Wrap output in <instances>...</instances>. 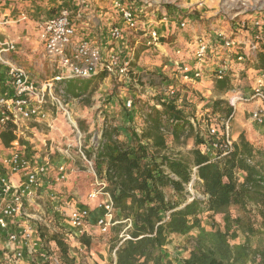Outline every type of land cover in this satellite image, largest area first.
<instances>
[{
	"label": "built area",
	"instance_id": "1",
	"mask_svg": "<svg viewBox=\"0 0 264 264\" xmlns=\"http://www.w3.org/2000/svg\"><path fill=\"white\" fill-rule=\"evenodd\" d=\"M112 4L127 28L136 29L144 22L143 42L150 50L158 52L161 48L160 24H173L177 31L173 43L169 44L171 55L162 66L166 78L157 89L158 100L152 102V105L160 108L159 101H173L177 108L182 109L184 98L191 101L192 90L203 79L208 78L213 82L225 75L231 76L233 89L220 98L232 107L229 116L225 118L215 113L218 122L204 120V126L197 124L193 118L190 120L194 127L213 137L210 143L201 144L207 150L213 151L220 146L224 154L232 149L234 140L231 137V126L239 104L256 102V107L250 111V120L264 126V0H220L216 16L224 22L225 27L218 28L200 27L183 10L181 4L157 8L150 13L139 9L134 2L127 4L113 0ZM77 6V17L90 7L87 0H78ZM3 23L6 21H0V24ZM35 33L45 56L56 69L51 78L41 82L34 80L24 66L8 56V53L16 51V43L0 41V64L6 67L8 82L5 88L9 89L0 93V134L9 126L15 136L8 146L2 143L0 137V264L46 262V247L50 244L57 250V246L53 241L45 245L40 237V229H46L49 234L61 233L53 226V219L46 216L50 212L65 227L66 232L61 234L65 241H71L70 248L71 245L84 246L80 242L81 236L91 238L94 233L105 236L113 227L119 226V240L111 250L110 262L107 263L116 264V249L123 241L131 239L128 231L133 222L132 218L118 216L107 189L104 171L99 174L95 167V156L102 144L103 127L89 131L92 132L91 137L85 144L87 132H81L76 123L71 124L76 135H79V156L92 176L87 194L89 201L77 203L67 197L65 206H62L57 193L50 192L49 198L53 204L51 209L44 208L37 200L49 191L46 190L45 179L51 172L56 171V180L66 179V162L62 160H68L71 153L65 148L64 157L55 162L54 157L51 158L54 153L51 147L50 152L43 155L36 151L29 152L30 148L40 150L41 147L24 142V131L29 121L47 125L52 122L48 104L56 103L62 107L60 99L54 95L56 84L91 78L101 72L122 75L129 81L130 74H134L133 53H121L114 44L105 47L94 38L77 39L70 11L64 7L54 15L37 19ZM121 36L120 27L112 25L104 39L115 43ZM242 71H245L247 80H251L248 89H240L235 84L239 82ZM123 105L126 110L133 109V99L126 98ZM141 117L143 125L135 127L140 139L146 125V113H142ZM97 118L92 120V126L96 121L103 120L101 111ZM161 130L166 140L172 138L169 131L164 128ZM140 143L146 145L147 142L141 139ZM167 143L163 153L172 157L174 154L170 152ZM45 144L44 140L43 146ZM147 158L150 161V157ZM163 169L165 174L174 177L166 166ZM195 171L196 167H193V177ZM54 262L59 264L56 258Z\"/></svg>",
	"mask_w": 264,
	"mask_h": 264
},
{
	"label": "trees",
	"instance_id": "2",
	"mask_svg": "<svg viewBox=\"0 0 264 264\" xmlns=\"http://www.w3.org/2000/svg\"><path fill=\"white\" fill-rule=\"evenodd\" d=\"M230 78L225 75L214 80L219 93L233 89ZM91 82L92 77L68 80L65 92L73 97L92 93ZM159 104L160 108L148 104L143 109L146 125L141 139L146 145L140 143L135 128L129 130L128 144L108 129L102 133L95 156V167L99 174L104 171L118 216L132 218L133 222L128 231L131 239L116 249V264H162L157 251L170 242L173 234L189 235V253L182 264H264V145L257 147L240 133L232 149L224 154L220 146L202 151L199 145L210 143L213 137L194 127L173 101ZM211 111L226 118L232 107L217 99ZM162 128L174 139L186 132L194 135L189 159L163 153L166 138ZM0 137L8 146L15 136L8 126ZM163 166L174 177L165 174ZM188 184L197 188L199 195L190 193ZM204 212L220 215L219 225L206 228L201 219ZM240 235L243 240L237 242ZM40 237L45 245L55 242L62 264H86L70 255V244L63 234H49L41 228ZM118 240L117 236L112 239L111 249ZM80 242L89 250V237L81 236Z\"/></svg>",
	"mask_w": 264,
	"mask_h": 264
},
{
	"label": "rangeland",
	"instance_id": "3",
	"mask_svg": "<svg viewBox=\"0 0 264 264\" xmlns=\"http://www.w3.org/2000/svg\"><path fill=\"white\" fill-rule=\"evenodd\" d=\"M174 3L182 4L183 1L176 0ZM152 7V5H149L148 9H151ZM163 7L167 8L165 5H162L154 7L151 10ZM142 10L144 11L145 8ZM116 13L118 14V12ZM142 19H145V17ZM128 32L133 33V35L129 34L127 36L128 39L126 44L128 48H135V54L132 52V65H137L140 53L143 50L148 49V47L144 44L143 37L139 38V35L143 33L141 30H137V33L135 34L133 30H128ZM174 34L177 35V31H175ZM175 35H170L168 37L161 36L160 41L169 42V44H171L175 39ZM17 41L19 43L21 40L18 39ZM99 41L102 42L101 39L98 38V42ZM111 44L117 45L119 44V41ZM22 49L26 50L24 47ZM27 51L29 50L27 49ZM148 51L149 54L145 53L146 55L143 56L149 57L151 61L160 59V57H158L159 54L157 51ZM24 57L27 56L25 55ZM30 57H32V59ZM30 57L29 59L27 58L28 60L21 58L17 63L23 65L34 80L41 82L45 79L51 78L56 73L55 67L51 66L49 59L45 56L44 50H42L41 53ZM101 73L92 77L90 89H93V92H87L79 97H73L67 94L64 88L65 84H56L54 95L60 99L62 107L56 103L48 104V107L51 111V118H53L52 122L50 121L49 125L34 121L27 122V128L24 131V135L26 137L24 142H28L34 147H41L40 150L30 148L29 152L36 151L43 155L44 153L50 152L49 147H51L54 151V153L51 155V158L54 157L55 162L64 157L63 150L65 148H68L69 152L71 153V157L68 160H62L66 162V179L56 180V171L51 172L50 176L46 177L45 179L47 184L46 190L49 191L44 193L43 198H39L37 200V203H41L44 208L51 209L53 207L51 199L49 198L50 192L57 193L60 200L59 204L61 202L62 206H65L64 201L67 197L68 199L73 198L75 201H77V203L84 204L89 201L87 194L90 190L92 176L87 172L85 163L79 156L76 131L72 125H70L66 111L71 114L79 130L81 132H87L85 134V144H87L88 139L91 137V133L97 129H100L101 127H103L104 131L112 129L115 131V137H117L121 142L128 144L130 143L129 130L135 128L136 126L143 125L144 121L141 115L143 113V109H146L147 105H145V103L149 102L150 106L152 105V102L155 103V99L158 98L157 89L161 87V84H163L166 78L165 72L159 68L146 69L143 67L141 72L130 74L131 79L129 81L125 80L122 75H109L106 72ZM7 82L8 77L6 76V67L0 64V93L6 89L9 90L7 87L5 88V84ZM235 84L240 89L248 88L249 80H247L246 73L242 75L240 73L239 82H235ZM10 92V96H12L13 92L11 89ZM192 94L193 97L191 101H187L184 98L182 109L185 116L189 120L193 118L197 124H200V126H204V120L218 122L219 119L212 113L211 106L215 100L220 99V96H222L223 93H219L216 90L214 83L210 84L209 81L206 80L203 84L200 83L195 86V88L192 90ZM126 98L133 99V109L126 110L124 108L123 101ZM243 104L247 105L249 103ZM206 110H208V112H206ZM100 111L101 115H103V120L99 118L100 120L96 121L92 126V120H98L97 114ZM239 112V114L238 112L236 114H238V116L242 114L240 117H242L243 121L246 122L250 116L249 111L247 114H243L241 111ZM232 123H235L237 126H241V122H239L238 119L235 120L234 118ZM256 126L259 125L256 124ZM261 130L264 132V129ZM89 131L92 132L88 133ZM44 140L46 142L45 146H43ZM167 141V146L171 153H175L181 157L189 159V151L194 147V135L192 133L186 132L184 136H181L179 139L169 137ZM68 145H70V147H68ZM199 148L202 150H207L205 145H199ZM82 150L84 149L82 148ZM86 151L88 154V150ZM187 188L190 193L199 195L197 188H192L189 186V184ZM91 204L93 205V201ZM235 208L236 207L234 206L232 207L233 210H235ZM53 215V212H50L46 216L53 219L52 224L56 230H59L61 233L66 232L65 227L62 226L61 223H59V220H56ZM201 219L202 224L206 228L213 226L217 227L221 222L220 215L210 216V214L207 212L201 214ZM117 228H119V226L113 227L105 236L94 233L90 238L91 246L89 250H87L85 246L71 245L70 255L75 257L77 261H83L86 264H107L110 262L111 258L112 249L110 248V244L112 239L117 236ZM188 238L189 235L185 238H174V241L176 242L174 245L166 248V254L168 255V258L164 257L162 264H179V260L182 259L184 249L189 247L188 243L183 247L181 241H188ZM242 240L243 237L240 235L237 241ZM69 242L71 243V241ZM46 249L48 252V259L46 261L48 264H56L54 262L55 258L58 260L59 264H62L54 246L49 244Z\"/></svg>",
	"mask_w": 264,
	"mask_h": 264
},
{
	"label": "crops",
	"instance_id": "4",
	"mask_svg": "<svg viewBox=\"0 0 264 264\" xmlns=\"http://www.w3.org/2000/svg\"><path fill=\"white\" fill-rule=\"evenodd\" d=\"M77 1L78 0H0V21H6V23L0 24V41H14L17 44V50L14 52L8 53V56L13 58L16 62H18L21 58L24 60H28L30 56H35L38 53H41L43 46L38 41L36 33H35V21L41 17H48L58 13L61 8H67L70 11L72 21L74 23L76 29V38L82 37H90L95 40L98 38L101 39L102 43L105 47L109 46L111 43L105 41V34H108V31L112 25H118L121 29V39L119 40V44L114 47L121 51V53L125 52H134L135 48H128L126 41L128 39V35L133 33L128 32V30H133L134 34L137 33V30H141L143 32V28L145 29L144 22L139 24V27L136 29L127 28L119 18V15L116 13L117 11L113 7V0H87L89 3V8L85 10L80 17H77ZM125 3L134 2L139 9L145 8L147 13L154 11L151 10L154 7L165 5L166 7H172L175 5L174 1L176 0H122ZM181 4L184 11H186L191 19L194 20L197 25H200L202 28L209 27H225L224 22H221V19L216 16L218 5L220 0H182ZM152 5L153 7L148 9V6ZM150 10V11H149ZM183 11V12H184ZM171 23V22H170ZM159 32L162 36H174L176 29L173 24H160ZM143 36V33L139 35V38ZM176 36V35H175ZM18 39L19 41L18 43ZM100 42V41H99ZM101 43V42H100ZM26 48V50H23ZM27 49L29 51H27ZM122 49V50H121ZM150 49H145L140 53L139 61L137 65H133L134 73L141 72L143 67L146 69L151 68H159L162 70L163 63L167 60V57L171 55V48L169 46V42H161V48L158 51L160 59H156L151 61L149 57L143 56L149 54ZM30 52V54H29ZM148 52V53H147ZM146 53V54H145ZM27 57H24V56ZM28 58V59H27ZM32 59V57H30ZM21 65L20 63H18ZM23 66V65H21ZM241 75L245 73V71L240 72ZM240 75V74H239ZM231 77V76H230ZM240 77V76H239ZM209 81L210 84H213L208 78L203 79L204 81ZM230 84L232 85V78H230ZM251 85V80L249 81V86ZM245 88V89H248ZM244 89V88H243ZM228 93V92H227ZM227 93H223L221 97L226 96ZM150 104L145 103V105ZM256 102L245 104H239L236 108V113L243 114L248 113L256 107ZM108 106V105H105ZM239 106V108H238ZM235 113V120L238 119L241 122V126L235 125L232 123L231 127V137L234 141L237 140L240 133H244L246 138L256 145L257 147L264 145V132L261 129H264V126L259 125L256 126V123L247 119L246 122L243 121V118L238 116ZM239 117V118H238ZM258 125V124H257ZM262 126V127H260ZM167 142V140H166ZM185 235L173 234L171 235V240L167 243L162 249L158 250L157 253L162 255L163 258H168L166 254V248L174 245L176 241L174 238H185ZM182 246L187 245V241H181ZM239 242V241H237ZM183 249V248H182ZM181 250V249H178ZM189 253V247L184 249L182 259L179 260V264H182L183 259L187 258Z\"/></svg>",
	"mask_w": 264,
	"mask_h": 264
},
{
	"label": "bare ground",
	"instance_id": "5",
	"mask_svg": "<svg viewBox=\"0 0 264 264\" xmlns=\"http://www.w3.org/2000/svg\"><path fill=\"white\" fill-rule=\"evenodd\" d=\"M67 117H68V121H69V123H70V125L72 124V125H74V123H75V121L73 120V117L71 116V114L68 112L67 113ZM78 134L76 135V138L78 139Z\"/></svg>",
	"mask_w": 264,
	"mask_h": 264
}]
</instances>
